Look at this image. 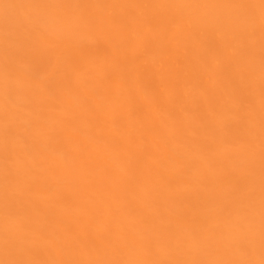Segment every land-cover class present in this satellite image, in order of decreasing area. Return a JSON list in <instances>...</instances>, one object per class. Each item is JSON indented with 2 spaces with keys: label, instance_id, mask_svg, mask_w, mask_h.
<instances>
[{
  "label": "bare ground",
  "instance_id": "obj_1",
  "mask_svg": "<svg viewBox=\"0 0 264 264\" xmlns=\"http://www.w3.org/2000/svg\"><path fill=\"white\" fill-rule=\"evenodd\" d=\"M156 260H264L261 0H0V264Z\"/></svg>",
  "mask_w": 264,
  "mask_h": 264
},
{
  "label": "snow or ice",
  "instance_id": "obj_2",
  "mask_svg": "<svg viewBox=\"0 0 264 264\" xmlns=\"http://www.w3.org/2000/svg\"><path fill=\"white\" fill-rule=\"evenodd\" d=\"M261 6L264 7V0H261ZM5 264H24V262L19 261H7ZM130 264H188V262H171V261H150V262H144V261H138V262H130ZM191 264H198V262H191ZM226 264H252V262L248 261H232V262H226ZM260 264H264V260L260 262Z\"/></svg>",
  "mask_w": 264,
  "mask_h": 264
},
{
  "label": "clouds",
  "instance_id": "obj_3",
  "mask_svg": "<svg viewBox=\"0 0 264 264\" xmlns=\"http://www.w3.org/2000/svg\"><path fill=\"white\" fill-rule=\"evenodd\" d=\"M42 18H43V21L45 23H52L53 22V17L47 12L42 13Z\"/></svg>",
  "mask_w": 264,
  "mask_h": 264
}]
</instances>
